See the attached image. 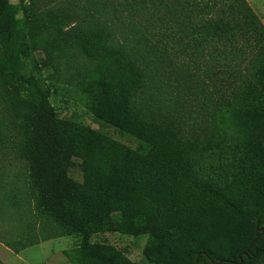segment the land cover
<instances>
[{
  "label": "trees",
  "instance_id": "trees-1",
  "mask_svg": "<svg viewBox=\"0 0 264 264\" xmlns=\"http://www.w3.org/2000/svg\"><path fill=\"white\" fill-rule=\"evenodd\" d=\"M61 7L0 0V190L28 230L81 236L80 264H135L91 243L105 232L148 235L146 256L156 264H262L264 203L243 209L196 174L200 159L226 145L244 149V133L264 159V84L244 73V60L264 68V27L247 1ZM37 53L58 75L66 61L84 62L89 89L121 101L97 117L144 147L60 119ZM78 163L82 181L72 177Z\"/></svg>",
  "mask_w": 264,
  "mask_h": 264
},
{
  "label": "rangeland",
  "instance_id": "rangeland-1",
  "mask_svg": "<svg viewBox=\"0 0 264 264\" xmlns=\"http://www.w3.org/2000/svg\"><path fill=\"white\" fill-rule=\"evenodd\" d=\"M10 1L15 5L21 3V0ZM26 1L38 9H62L61 6L68 0ZM246 1L264 27V0ZM35 57L39 60L38 71L42 73L40 82L53 87L50 101L60 119L72 122L78 128L91 129L105 139L130 149L141 150L144 147L139 137L97 117L98 110L116 109L121 101L114 94L104 95L89 89L92 78L84 62L75 61L69 65V61H66L58 75L52 67L43 65L45 57L41 53ZM26 67L28 71L31 70L29 62H26ZM252 67L250 61L244 60V73L249 80L256 82L252 75L259 74L258 83L264 84V68L256 71ZM258 121L262 124L258 145L264 153V116ZM230 122L236 123V120L231 118ZM243 137L244 149L235 143L226 145L223 151L200 159L196 174L205 187L225 193L235 205L247 209L264 203V159L257 157L246 146V133ZM252 138L257 141V136ZM79 169L80 163L75 164L72 177L82 181ZM2 192L0 190V264H80L81 236L67 232H61L59 236L53 227L35 226L29 231L24 219L5 200L6 195H2ZM179 219L185 221L181 216ZM149 239L148 235L105 232L93 235L91 243L111 246L135 264H156L146 256Z\"/></svg>",
  "mask_w": 264,
  "mask_h": 264
},
{
  "label": "water",
  "instance_id": "water-1",
  "mask_svg": "<svg viewBox=\"0 0 264 264\" xmlns=\"http://www.w3.org/2000/svg\"><path fill=\"white\" fill-rule=\"evenodd\" d=\"M262 233L264 234V229H262ZM248 253L246 252V253H244V255H247Z\"/></svg>",
  "mask_w": 264,
  "mask_h": 264
}]
</instances>
